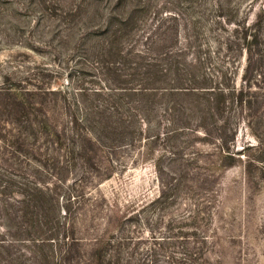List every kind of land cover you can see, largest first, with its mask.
Wrapping results in <instances>:
<instances>
[{
    "label": "trees",
    "instance_id": "obj_1",
    "mask_svg": "<svg viewBox=\"0 0 264 264\" xmlns=\"http://www.w3.org/2000/svg\"><path fill=\"white\" fill-rule=\"evenodd\" d=\"M0 26L7 49L75 63L60 85L67 67L21 61L0 75V264L193 262L176 251L191 216L145 238L122 224L184 198L210 205L199 177L241 166L242 126L264 140V1L0 0ZM143 165L153 200L118 210L93 194Z\"/></svg>",
    "mask_w": 264,
    "mask_h": 264
},
{
    "label": "rangeland",
    "instance_id": "obj_2",
    "mask_svg": "<svg viewBox=\"0 0 264 264\" xmlns=\"http://www.w3.org/2000/svg\"><path fill=\"white\" fill-rule=\"evenodd\" d=\"M34 18V13L23 11L16 20L20 27H26ZM12 21L13 19L11 23ZM3 29L6 27L0 26V32ZM1 37L0 34V40ZM1 44L0 75L20 65L21 61H28L31 66L44 63L55 71H60L56 65L58 68L67 67L68 69L65 70L67 72H62L57 84L67 83V74L75 64L74 61L68 60L67 54L53 62L48 60L47 54L17 47L7 49ZM261 138L264 139V133ZM234 148L243 153L241 166L224 170L214 177H199L208 182L205 186L208 191L204 194V198L206 197L210 205L199 204L200 208L196 209L190 207L193 202L184 198L163 211L141 213L138 221L123 222L122 229L132 230L137 236L145 238L148 229L152 231L151 233H165L170 217L179 219L189 215L192 220L184 222V225L181 224L180 231L185 234V239L177 241L181 244L176 251L189 250L199 254H196L193 262L187 264H264V160L257 161L264 157V140H261V144L258 143L242 126L237 133ZM163 178L168 179V177ZM158 191L157 177L148 165L129 169L125 175L115 176L98 188L92 189L93 194L98 192V195L107 198L106 204L113 195L117 196L118 210H121V206L126 202L142 206L156 198ZM188 211L190 212L187 213ZM107 212L102 205L99 217H105ZM146 220L150 225L146 224ZM93 227L96 229L93 234L100 233L103 221L96 222ZM148 244L143 241L139 247L145 251L150 246ZM167 262L170 260L158 256L156 263L153 264H167Z\"/></svg>",
    "mask_w": 264,
    "mask_h": 264
}]
</instances>
